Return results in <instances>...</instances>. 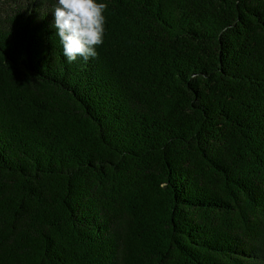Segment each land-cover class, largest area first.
Here are the masks:
<instances>
[{"label":"trees","instance_id":"1","mask_svg":"<svg viewBox=\"0 0 264 264\" xmlns=\"http://www.w3.org/2000/svg\"><path fill=\"white\" fill-rule=\"evenodd\" d=\"M103 2L0 0V264H264V0Z\"/></svg>","mask_w":264,"mask_h":264},{"label":"clouds","instance_id":"2","mask_svg":"<svg viewBox=\"0 0 264 264\" xmlns=\"http://www.w3.org/2000/svg\"><path fill=\"white\" fill-rule=\"evenodd\" d=\"M106 9L103 0H56L52 27L68 62L78 57L87 62L98 56L96 49L104 43Z\"/></svg>","mask_w":264,"mask_h":264}]
</instances>
